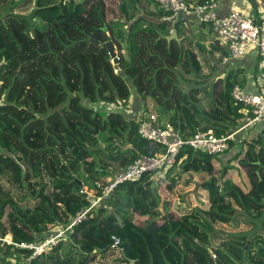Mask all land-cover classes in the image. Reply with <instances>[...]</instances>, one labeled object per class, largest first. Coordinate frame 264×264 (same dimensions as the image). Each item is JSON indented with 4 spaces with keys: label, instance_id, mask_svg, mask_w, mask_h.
<instances>
[{
    "label": "trees",
    "instance_id": "1",
    "mask_svg": "<svg viewBox=\"0 0 264 264\" xmlns=\"http://www.w3.org/2000/svg\"><path fill=\"white\" fill-rule=\"evenodd\" d=\"M80 3L47 20L46 10L56 6L50 0H0V175H11L12 184L1 178L0 264H90L114 252L121 264H264V131L253 130L234 143L240 147L234 160L243 156L250 173L247 192L226 177L231 159L218 167L217 155L183 148L164 177L146 173L120 184L54 247L31 257L32 250L17 245L45 239L56 231L55 221L66 226L90 206L94 200L84 187L101 196L102 179L163 149L139 134L136 114L126 113L132 95L145 106L149 100L161 117L174 112L172 122L189 136L197 128L229 133L245 122L243 104L232 95L240 78L229 71L211 81L227 47L212 43L209 53L219 60L211 65L202 41L194 47L185 46L187 36L169 42L180 22L164 20L171 13L156 0H91L86 10ZM111 46L119 57L114 66ZM204 66L213 71L205 73ZM180 72L199 85L184 89ZM176 165L179 175L167 181ZM182 173L204 175L198 181L208 202L167 210L158 181L174 192ZM50 189L67 198V217ZM29 198L35 203L26 205ZM113 235L123 249L112 246Z\"/></svg>",
    "mask_w": 264,
    "mask_h": 264
},
{
    "label": "built area",
    "instance_id": "2",
    "mask_svg": "<svg viewBox=\"0 0 264 264\" xmlns=\"http://www.w3.org/2000/svg\"><path fill=\"white\" fill-rule=\"evenodd\" d=\"M156 1L165 11L171 13L166 15L164 20L173 23L180 17L195 15L200 22L211 25L219 44L228 47L229 54L221 60L223 64H228L232 60H242L252 49H256L259 55V91L257 93L246 91L239 83L234 86L232 91L236 102L243 104L241 112L244 114L245 122L238 129L229 133L218 134L213 128H197L189 136L182 133L181 129L172 121H162L155 111L147 113L143 117L140 116L137 119L139 134L143 138L161 145L163 149L154 154H141L114 176L105 182H99L98 187L102 188V195L97 196L90 206L81 209L74 217L70 218L66 226H63L61 221H55L52 226L56 227V231L50 233L45 239L17 243L22 248L32 250L31 257H36L57 245L75 225L88 218L94 205L112 193L120 184L137 181L146 173H155L157 177H164L167 171L177 163L183 147L189 146L210 155H224L233 149L238 134L243 129L264 123V0H261L260 9L255 12L241 10L234 1L226 16L218 15L219 0L196 3H188L186 0ZM162 173L164 174L162 175ZM112 239L114 248L123 249L117 236L113 235Z\"/></svg>",
    "mask_w": 264,
    "mask_h": 264
},
{
    "label": "rangeland",
    "instance_id": "3",
    "mask_svg": "<svg viewBox=\"0 0 264 264\" xmlns=\"http://www.w3.org/2000/svg\"><path fill=\"white\" fill-rule=\"evenodd\" d=\"M50 1H52L56 6H53V7L46 10L45 14L47 15L46 16L47 20L59 19L62 16V14H61L62 10H64L67 14L71 13L73 11V9H75L74 7L70 6L71 2L80 3L79 1H82L80 3L79 7H80V9L86 10L88 8V4L91 0H50ZM20 6L21 7L19 9H27L26 4H21ZM201 27L203 28V32H206V34L208 36L212 35L210 25L203 26L197 20L191 24V28L197 33L194 35L198 40L202 39V37L200 36V34H201L200 28ZM181 28H183L184 30L187 29L186 27L180 26L179 29H181ZM213 36L217 38L215 33H213ZM184 44L186 47H188V46L192 47L195 45V39L192 37V38H190L189 42L186 39L184 41ZM111 62L114 66L115 65L114 60H112ZM211 62H213V61H211ZM115 71H117V70L115 69ZM180 73H181L180 84L184 89H189L191 86L199 85V84H197L196 78L193 75H187L183 72H180ZM257 74L259 76L260 70L258 71ZM217 76H218V74L211 76V81L216 82L218 80ZM147 102H148V105L145 106L144 101L141 99L140 96H138V95L133 96L132 95V99L129 102V106H127L128 108L126 109V113H128V114L131 113L133 116H135V114H136V117L138 119L140 116H142L145 113V110L148 113L156 110L155 106L153 104H151V102L149 100H147L146 103ZM201 103L204 104L202 101H201ZM108 107H109V109H112L111 105H109ZM130 108L133 109L134 111H130ZM116 111L123 112L122 108H120V109L116 108ZM173 114H174V112H172V114L168 116L169 117L167 119L168 122L173 121L175 119L174 118L175 115H173ZM183 148H191V147L185 146ZM239 150H240V147L237 145H234V149L230 150V151H232L231 152L232 154L230 156L227 157V156L222 155L223 156V158H222L221 155H217L218 158L214 157V161H215L214 163L216 165H218V167H224V165H226L229 162V160L231 159L232 161L229 162V165H231V166L228 169L226 177H230L234 181L236 187L238 189H240L242 192H247L251 189V184H252L251 178H250V173H249L248 169H246L245 166H243V164L239 160L240 158H243V156L237 160H234V158H233L239 152ZM24 167H26V165H24ZM179 171H180V168L178 165H176L175 173L173 175L168 176V178L166 180L170 181L174 175L175 176L179 175ZM219 171L220 170L216 171V174H218ZM163 174L164 173H162V175ZM203 176L204 175L198 176L197 174H194V173H182L179 177L178 182H177V189L174 192L168 191L167 186H166V184H167L166 181L159 180L158 182L162 181L159 184L161 191H163L166 198L169 200V205L166 207V209L175 211L177 209L178 205L181 208L186 209V208H192L193 206L198 204V202L206 204L208 202V192L206 190H204L203 188H201V182L198 181V178H201ZM9 177L11 178V175H7V176L6 175H4V176L0 175V183L5 180V181H7V182H5L7 184V187L12 188V184L9 182ZM189 177H192L193 180H190V183L186 184ZM1 178H2V181H1ZM109 178H111V176L102 179L101 182H103V181L105 182ZM156 179H159V178H156ZM28 188H29V184L27 185V190H28ZM84 188L85 189L83 191H85L87 194L91 195V198L93 197L92 200H96V198H97L96 192L94 190H89L88 187H84ZM28 192L29 193L31 192L33 194V192L30 190H28ZM180 192H182V193H180ZM50 195L53 198L55 204L60 208V212L63 214V216L67 217L69 215L68 211L70 209V203L68 202L67 198H64L65 196H61L54 189H50ZM183 200L189 201L191 204L188 206L187 205L188 203L183 201ZM35 201H36L35 198H31V199L29 198L28 200L26 199L23 202H25L26 205H32L35 203ZM135 219L139 220V219H142V217L138 213H135ZM258 222H259V220H258ZM261 222H262V220H261ZM4 240L8 241V243H10L12 241V235L7 234L4 238ZM96 259H97L96 261H94L93 263H90V264H121L122 263V256L118 252H114V255L110 256L106 260L102 259L101 257H97Z\"/></svg>",
    "mask_w": 264,
    "mask_h": 264
},
{
    "label": "crops",
    "instance_id": "4",
    "mask_svg": "<svg viewBox=\"0 0 264 264\" xmlns=\"http://www.w3.org/2000/svg\"><path fill=\"white\" fill-rule=\"evenodd\" d=\"M199 1L200 0H194L191 3H196ZM234 1L236 2V5L241 10L246 11V12H255V11H257V9L259 10L260 6H261L260 5L261 0H219V7L217 9L218 15L219 16H226L230 12ZM185 19H187V20H185ZM197 20H198V18L195 15L191 16L190 18L180 17L177 21L180 22L181 27H186L187 29L186 30H184L183 28L176 29L178 32V36L179 37H183V36L186 37L187 36L188 42L190 41V38L193 37L195 39V44L198 41H202V43L206 47V52H204V55L206 54L207 57L209 58V62L211 63V65H214V63H216L219 60V54L217 53L214 55V54L209 53V51L213 48L214 44H216L217 46H220L219 41L217 40L216 37L213 36V33L211 36H208L206 34V32H203L202 27L200 28V32H201L200 36L202 37V39L198 40L194 35L197 33L191 28V24ZM212 43H214V44H212ZM194 46H192V47H194ZM220 47H223V45ZM224 47H226V46H224ZM227 51H228V47H227ZM204 55H203V57H201L202 61L205 58ZM211 61H213V62H211ZM258 64H259L258 52L256 51V49H252L242 60H237V61L232 60L228 64H223L222 62H220V66H217V70H214V71L219 76V77L217 76L218 80L223 79L224 77H226V73H229V71H232L233 74H236L237 77L240 78V80L242 82L240 85L246 91H249L252 93H257L259 91L258 90V84H259V80H260V74H259V76L257 74L259 71ZM204 70L207 74H209L211 71H213V67L212 66L205 67ZM159 117L162 119V121H167V119H168L167 116H164V117L159 116ZM252 130L256 131L257 133L264 131V123L246 127L245 129H243L240 132L241 136L237 137V141L241 140V139L242 140L245 139L252 132ZM233 149H234V147H233ZM229 153L230 152L226 153L223 156L228 157ZM223 156H222V158H223Z\"/></svg>",
    "mask_w": 264,
    "mask_h": 264
},
{
    "label": "water",
    "instance_id": "5",
    "mask_svg": "<svg viewBox=\"0 0 264 264\" xmlns=\"http://www.w3.org/2000/svg\"><path fill=\"white\" fill-rule=\"evenodd\" d=\"M171 33L172 34L170 36H167V39H168L169 42L172 41V40H177L180 43L183 40V38H184V36L183 37H179L178 36V32H177L176 29H173ZM161 37H163V35H161ZM110 55H111L112 59L114 60V63L118 64L119 58L117 57V52H116L114 46L110 47ZM79 183H80V187L83 188L84 187L83 182L80 181ZM160 207L162 209V203H161ZM135 263L138 264L139 261L136 260Z\"/></svg>",
    "mask_w": 264,
    "mask_h": 264
}]
</instances>
